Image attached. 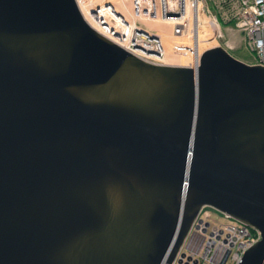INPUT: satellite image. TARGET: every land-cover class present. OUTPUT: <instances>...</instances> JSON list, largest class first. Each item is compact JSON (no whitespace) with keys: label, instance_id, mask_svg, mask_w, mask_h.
Segmentation results:
<instances>
[{"label":"water","instance_id":"water-1","mask_svg":"<svg viewBox=\"0 0 264 264\" xmlns=\"http://www.w3.org/2000/svg\"><path fill=\"white\" fill-rule=\"evenodd\" d=\"M203 207L264 264V66L210 29L156 64L76 0H0V264H174Z\"/></svg>","mask_w":264,"mask_h":264},{"label":"built area","instance_id":"built-area-1","mask_svg":"<svg viewBox=\"0 0 264 264\" xmlns=\"http://www.w3.org/2000/svg\"><path fill=\"white\" fill-rule=\"evenodd\" d=\"M132 3L133 11L140 17L170 19L175 36L188 38L193 29H200L201 19L209 24L215 41H223L226 31L240 33L246 50L253 56V64L264 66V0H132ZM140 25L134 32L140 47L164 57L160 37ZM181 48L175 46L177 52ZM213 210L217 211L211 207L201 209L174 264H180L181 258L182 264H239L245 252L261 239L257 229L243 222L215 220ZM196 237L201 239L199 245L195 244Z\"/></svg>","mask_w":264,"mask_h":264},{"label":"bare ground","instance_id":"bare-ground-1","mask_svg":"<svg viewBox=\"0 0 264 264\" xmlns=\"http://www.w3.org/2000/svg\"><path fill=\"white\" fill-rule=\"evenodd\" d=\"M78 7L82 13V15L84 16V18L86 19V21L94 28L96 29L98 32H100L101 34H103L104 36H106L107 38H109L110 40L116 42L117 44H119L120 46L124 47L125 49H127L128 51L134 53L135 55L139 56L140 58L152 62V63H156V64H166V65H177V66H183V60H184V41L183 42H175V44H173V48L174 51L177 52L175 50V46H178V48H181L182 51H179V55L177 58L173 59L174 61L170 60L168 61L167 59H172L174 58L173 55L169 56L167 51H166V43H165V39H163V35L161 34V30H164L167 32V29L173 25V22L170 19H161L158 21L159 18H153V17H140L138 16L135 11H131L126 2V0H111V1H117L116 2V6L112 7L108 4V7L111 8L112 12L115 13L117 12L119 15L120 19H124L126 21L125 24L129 23V26L133 29V31L135 32V30L137 29L138 25L141 23L140 26H143V28L147 29L150 33L152 34H157L161 41H162V45L163 48L165 50V54L164 57H159L158 55H156L154 52H149L148 50H144L143 48L140 47V42L138 40H136L133 37H130L127 39V41L124 42V34H121L119 40H117L115 37H113L112 33L115 30H110L109 28H107L105 25H103L99 19H98V14L94 11V9L92 8L90 1L89 0H76ZM108 2V1H107ZM114 3V2H113ZM123 7V8H122ZM161 18V17H160ZM202 18V17H201ZM138 23V25L136 24ZM210 29L209 24H206V21L201 19V27L200 29ZM200 29L196 30L193 29L191 32L192 34L188 37L185 38L187 40L190 41H200ZM173 32V31H172ZM212 34V32H211ZM120 35V33H119ZM134 36V35H133ZM175 36V35H174ZM119 37V36H117ZM177 38H184V36L180 37V36H175ZM121 39V40H120ZM165 40V41H164ZM132 43H135V46L133 47ZM169 44V43H168Z\"/></svg>","mask_w":264,"mask_h":264},{"label":"rangeland","instance_id":"rangeland-1","mask_svg":"<svg viewBox=\"0 0 264 264\" xmlns=\"http://www.w3.org/2000/svg\"><path fill=\"white\" fill-rule=\"evenodd\" d=\"M90 4L92 6V8L94 9V11L98 14V19L99 21L105 25L107 28H109L110 30H115L112 35L113 37H115L117 40H119L121 34H124V42L127 41V39L130 37L134 38V31L133 29L129 26V23L125 24L126 21L124 19H120L119 15L117 12L113 13L111 8L108 7V4L112 7L116 6V2L115 1H111V0H89ZM108 1V2H107ZM114 2V3H113ZM128 6L130 7L129 9L132 11L133 10V3L132 0H126ZM123 8V7H122ZM163 18H159V20H161ZM138 25V23H136ZM173 25L170 26L167 29V32L164 30H161V34L163 35V39H165V43H166V51L168 53L169 56H172L174 58L172 59H167L168 61L177 58L179 53L174 51L173 48V44H175V42H183L185 38H177L174 36L173 34ZM120 33V35H119ZM191 34V32H190ZM119 36V37H117ZM121 40V39H120ZM216 42L218 43V45H222L224 46V48H226L229 52H231L234 56H236L237 58L253 64V56L246 50L245 48V42L243 41L242 35L236 34V33H232L230 31H226L225 32V38L222 40H216ZM169 43V44H168ZM213 213V218L219 222L225 223V222H239L238 220L234 219V218H225V216L217 211H212Z\"/></svg>","mask_w":264,"mask_h":264},{"label":"flooded vegetation","instance_id":"flooded-vegetation-1","mask_svg":"<svg viewBox=\"0 0 264 264\" xmlns=\"http://www.w3.org/2000/svg\"><path fill=\"white\" fill-rule=\"evenodd\" d=\"M200 243H201V239L196 237L195 238V244L196 245H199Z\"/></svg>","mask_w":264,"mask_h":264}]
</instances>
